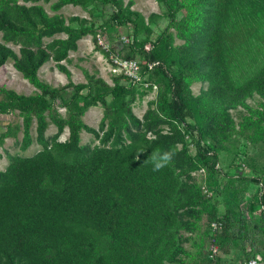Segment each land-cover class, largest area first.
Segmentation results:
<instances>
[{"label": "trees", "instance_id": "16d2710c", "mask_svg": "<svg viewBox=\"0 0 264 264\" xmlns=\"http://www.w3.org/2000/svg\"><path fill=\"white\" fill-rule=\"evenodd\" d=\"M156 2L161 11L145 16L133 0H0V67L11 61L35 87L23 94L0 84V114L19 119L4 124L0 144L20 132L21 151L40 146L7 154L0 170V264L264 259V0ZM66 5L89 17H66ZM87 35L110 62L135 59L139 79L112 72L109 83L83 69L85 81L73 82L69 52ZM50 60L65 84L39 77ZM152 92L137 116L135 104ZM94 106L96 128L83 120ZM83 131L96 143H82ZM170 149L161 171L144 162ZM211 242L220 255L210 256Z\"/></svg>", "mask_w": 264, "mask_h": 264}, {"label": "rangeland", "instance_id": "374dc122", "mask_svg": "<svg viewBox=\"0 0 264 264\" xmlns=\"http://www.w3.org/2000/svg\"><path fill=\"white\" fill-rule=\"evenodd\" d=\"M127 2L128 0H124ZM134 3L132 8L140 11L145 16L149 15L152 12H160L161 8L156 2V0H133ZM46 10L51 14L48 4H44ZM66 17L72 15H79L83 17H89L87 11L83 10L79 6L66 5L61 10ZM99 15L102 12L99 10ZM166 25V20L160 18L155 24L152 25L154 33L158 34L161 29ZM57 36H64L63 34H58ZM125 36L123 35L122 40H125ZM106 40V39H105ZM8 45L17 51V46L12 44ZM77 49L75 51H70L69 56L72 58L71 64H67L68 69L71 72V79L73 82H84V73L83 69H86L89 72L97 71L98 75L104 78L107 82L111 83V76L113 72V67L110 64V61L100 52L98 51L94 43L91 39L90 35L83 37L77 42ZM39 77L42 80L52 84V85H60L65 84L67 82L66 75L60 72L56 67L53 61H48L39 69ZM0 84L15 90L18 93L30 94L35 90V87L29 83L27 79H25L22 74L17 71L11 61H7L3 66L0 67ZM201 84L195 83L192 85V90L195 94L199 92ZM154 97V92L146 95L141 101L137 102L133 108L134 113L141 117L144 110L147 107V101ZM257 98L250 99L248 102L250 104L255 103ZM61 113L64 112L62 108H59ZM102 110L100 106L90 107L85 115L83 116V120L86 124L97 127L98 122L101 118ZM19 119L16 115L12 114H0V131L3 130L4 124L10 121H18ZM56 131L55 126L50 125L46 130V136H50ZM33 135L35 132L33 131ZM68 136L67 128L64 129L62 134L59 137V140H64ZM21 139V133L19 132L17 138L9 137L6 138L3 144H0V170L4 169L8 163L7 154H19L22 156H31L35 154L40 146L37 143H32L26 150L21 151L19 148V142ZM81 142L82 143H91L94 144L93 136L89 133L82 132L81 133ZM250 193L246 194V197L249 198ZM189 247V244H186Z\"/></svg>", "mask_w": 264, "mask_h": 264}, {"label": "built area", "instance_id": "2783aa9c", "mask_svg": "<svg viewBox=\"0 0 264 264\" xmlns=\"http://www.w3.org/2000/svg\"><path fill=\"white\" fill-rule=\"evenodd\" d=\"M124 41H127V38H125ZM100 44L107 49L108 45L104 37L100 36L99 39ZM111 58V66L113 67V72L117 73L120 71H123L124 74L127 76L131 77L132 79L138 80L139 79V64L135 59H122L119 58L118 56H115L112 54L110 56ZM114 64V65H113ZM207 191V189H204V192ZM211 227L213 229H216L218 227V224L213 222L211 223ZM208 249L210 251V256L215 257L220 255L219 249L213 242H211L208 246ZM218 264H224L223 262H220ZM238 264H264V259L261 258L260 255H255L253 258H250L248 260H244Z\"/></svg>", "mask_w": 264, "mask_h": 264}, {"label": "clouds", "instance_id": "9594fccd", "mask_svg": "<svg viewBox=\"0 0 264 264\" xmlns=\"http://www.w3.org/2000/svg\"><path fill=\"white\" fill-rule=\"evenodd\" d=\"M152 139H155V137H152ZM143 152L144 150H140L137 153H143ZM175 155L176 153L172 149L164 151V152L154 151L151 153V155L146 160H144V162L151 163L152 170L154 172H158L168 167L173 162ZM135 158L138 159L139 156Z\"/></svg>", "mask_w": 264, "mask_h": 264}]
</instances>
